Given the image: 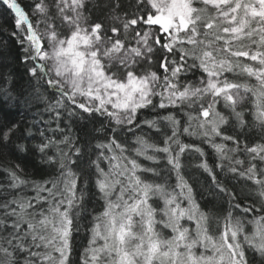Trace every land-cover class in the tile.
<instances>
[{
	"label": "snow or ice",
	"instance_id": "snow-or-ice-1",
	"mask_svg": "<svg viewBox=\"0 0 264 264\" xmlns=\"http://www.w3.org/2000/svg\"><path fill=\"white\" fill-rule=\"evenodd\" d=\"M0 10V264H264V0Z\"/></svg>",
	"mask_w": 264,
	"mask_h": 264
},
{
	"label": "trees",
	"instance_id": "trees-1",
	"mask_svg": "<svg viewBox=\"0 0 264 264\" xmlns=\"http://www.w3.org/2000/svg\"><path fill=\"white\" fill-rule=\"evenodd\" d=\"M27 2L28 0H24V3H27ZM12 30H13V21H12L11 15L8 13H5L3 10H0V39L5 38L7 35V32H11ZM14 51L15 50L12 49L13 53ZM19 86L21 87L25 86L23 80H20Z\"/></svg>",
	"mask_w": 264,
	"mask_h": 264
}]
</instances>
